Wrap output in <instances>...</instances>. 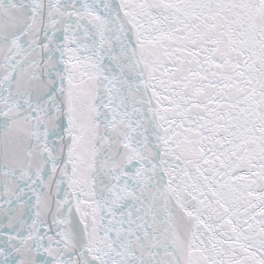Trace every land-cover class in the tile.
<instances>
[{
    "label": "snow or ice",
    "instance_id": "6c2138e0",
    "mask_svg": "<svg viewBox=\"0 0 264 264\" xmlns=\"http://www.w3.org/2000/svg\"><path fill=\"white\" fill-rule=\"evenodd\" d=\"M0 264H264V0H0Z\"/></svg>",
    "mask_w": 264,
    "mask_h": 264
}]
</instances>
